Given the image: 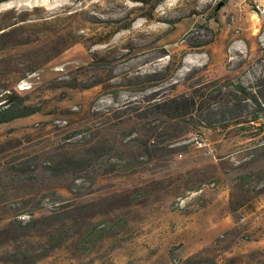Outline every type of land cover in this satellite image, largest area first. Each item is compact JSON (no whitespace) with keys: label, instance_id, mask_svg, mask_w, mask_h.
<instances>
[{"label":"rangeland","instance_id":"rangeland-1","mask_svg":"<svg viewBox=\"0 0 264 264\" xmlns=\"http://www.w3.org/2000/svg\"><path fill=\"white\" fill-rule=\"evenodd\" d=\"M255 1L161 0L152 11L139 0L0 3L11 5L0 10V24L11 23L0 37V47L6 45L0 48V92L27 93L46 112L0 125V141L27 134L18 156L40 161L60 152L69 157L79 155L83 139L76 132L85 129L90 132L86 142L105 154L98 162L114 159L117 150L122 158H139L136 167L99 165L95 183L76 196L63 189L65 180L43 173L33 183H16L7 171L10 153L0 157V264H12L8 255L18 249L40 254L45 236L56 230L71 236L69 244L28 264H180L176 260L204 247L206 254L216 255L214 264L264 261V191L253 198V210L229 209L243 189L251 193L253 186L264 187V131L258 123L248 115L217 127L202 126L195 118L145 117L151 94L191 95L197 88L208 102L220 103L243 85L264 98V14L256 15ZM202 23L207 30L199 27ZM96 38L102 42L92 43ZM25 40L30 42L18 44ZM90 50L108 58V65L92 62ZM156 71L164 74L153 83L127 82ZM57 77L77 87H64L62 80L55 87L51 81ZM95 81L100 83L81 88ZM47 190H56L50 203L58 202L61 211L91 204L54 226L18 229L14 208L33 210L34 199ZM241 217L239 230L250 239L229 238L210 249L215 237ZM92 228L93 237L105 236L86 251L73 245Z\"/></svg>","mask_w":264,"mask_h":264},{"label":"trees","instance_id":"trees-1","mask_svg":"<svg viewBox=\"0 0 264 264\" xmlns=\"http://www.w3.org/2000/svg\"><path fill=\"white\" fill-rule=\"evenodd\" d=\"M5 1L8 0H0V3ZM139 1L144 2L145 5L150 4L149 10L152 11L154 10L156 4L161 0H157L155 3H153L152 0ZM219 3L220 2H218L217 5ZM138 8L139 7L136 6L131 8V10L133 12ZM190 13L192 14L194 11ZM146 15L149 16V12ZM210 16L212 18L215 17L213 13ZM163 20L168 23H175L178 21V19ZM110 21L112 20H104V22ZM114 21L118 22L119 20ZM130 24L131 21L129 20L123 24L121 28H127ZM10 26L11 23L0 24V37L7 33ZM199 27L206 30L208 29L204 23L199 24ZM111 33L112 32L108 33L105 38H109ZM96 40H94L92 43L102 42V38H98V40ZM29 42L30 40H25L18 42V44H25ZM198 45L201 44L197 42L196 46ZM89 55L92 59V62H98L99 67L108 65V58L101 56L97 51L90 50ZM164 72H145L141 75H135L134 79L127 80V82L133 86L140 84L144 85L145 83H153L156 80L161 79ZM58 80H62L66 83L64 84V87H77L74 82H67L66 78L63 77L54 78L51 82L55 84V82ZM98 83L100 82H91L85 86H81V88L85 89L92 87ZM55 87H57L56 84ZM235 90L238 92L237 94L232 93L227 97L225 96L223 101L220 103L208 102L210 97H204V90L202 91L197 88L194 90V92H192L191 95L181 93L174 96L155 98L153 96L154 94H151V97H149L147 100L150 102H148L145 117L151 116L153 119L155 118L157 120L164 119L172 121H186L189 118H195L202 126L217 127L220 125H225V123L228 124L227 121L233 119L234 116L248 115L250 117L249 121L258 123L257 129L260 132L264 131V121L260 122V120L264 119V98L261 99L254 93H251V91L243 85L236 86ZM212 97H214V95ZM242 99H250L252 104L250 106H247V104H242ZM44 109V104L41 102L32 101L27 93H19L16 90L9 89H4L2 92H0V125L25 119L36 114H44L46 113L44 112ZM88 133L90 132L85 129H78L76 132V134H78L79 137L83 139L80 140L82 141V148L78 151L79 155L73 154L68 157L67 154L57 152L48 155L45 160L40 161L38 160L37 156H18L17 153L21 151L23 143L29 141L28 135L26 134L22 137H10L0 141V157L4 158L5 154L10 153V163H8L7 171L10 172L11 179H13L16 183H33L32 179L35 178L36 174L43 173L46 174L47 177L65 180L66 183L64 186H62L63 189L68 193L75 194L76 196L87 193L88 189H90L92 184L95 183V179L97 178L95 168L99 167V165L106 164L107 169L111 170L136 167L138 165L137 162L139 158L135 156L130 158H122L120 155H118V150L116 151L114 159L103 160L104 163L98 162V158L102 155L105 156V154L104 152L100 151V149H93L94 147H91L89 142H86V135ZM70 135L71 134H69L68 138ZM143 141L141 143H143ZM261 191H264V187L257 188L253 186V191L251 193L248 191L246 192L243 189L238 200L230 202V212L232 213L243 206H247L246 208L253 210L254 204H252V200L255 196L261 193ZM52 192L55 193L56 190H47L38 199H34L33 210H23L22 207L14 208V210L18 212L15 214L12 222L18 229L32 232L42 227L54 226L56 223L62 220H69V218L71 219V217L74 216V214H71V212H73L75 209H77L76 211L79 212L82 211L79 209L87 210L91 204V201L80 202V206H75L73 210L68 211L66 209L61 211L59 210L60 206L58 202L54 203L53 201L50 203L49 194L51 195ZM36 212H38V214H36ZM240 219H242V217L238 219L236 218L235 224L232 227L225 229L220 235L216 236L210 249L219 245L221 242L225 243L229 238L232 241L238 238L249 240L250 237L242 234V232L239 230L237 222ZM65 228L70 227L66 226ZM56 231L48 232V234L45 236L46 242L42 245L40 254L36 255L32 251L18 249L8 255V261H14L12 264H28L31 263L30 261L34 260L36 256L40 258L45 257L49 255L54 249L61 247L66 243L69 244L71 236L68 234L65 236L64 233L60 231L56 233ZM262 232L264 233V229H262ZM94 234L95 230L92 228L87 233L82 234L83 236L80 235L78 239L73 240L72 243L74 246L86 251L89 249L90 244H92L95 240L105 236L104 232L93 237ZM206 250L207 247H204L187 256L186 258L176 261H178L180 264H214L216 255H208L205 253ZM257 260L260 264H264V261H260L259 259ZM248 264L252 263L249 262Z\"/></svg>","mask_w":264,"mask_h":264},{"label":"built area","instance_id":"built-area-1","mask_svg":"<svg viewBox=\"0 0 264 264\" xmlns=\"http://www.w3.org/2000/svg\"><path fill=\"white\" fill-rule=\"evenodd\" d=\"M253 8L257 16L264 14V6L261 3L255 1L253 4Z\"/></svg>","mask_w":264,"mask_h":264},{"label":"clouds","instance_id":"clouds-1","mask_svg":"<svg viewBox=\"0 0 264 264\" xmlns=\"http://www.w3.org/2000/svg\"><path fill=\"white\" fill-rule=\"evenodd\" d=\"M11 5H0V10H2L4 7H10Z\"/></svg>","mask_w":264,"mask_h":264},{"label":"water","instance_id":"water-1","mask_svg":"<svg viewBox=\"0 0 264 264\" xmlns=\"http://www.w3.org/2000/svg\"><path fill=\"white\" fill-rule=\"evenodd\" d=\"M221 5H222V3L218 4V5H217V8H219Z\"/></svg>","mask_w":264,"mask_h":264},{"label":"crops","instance_id":"crops-1","mask_svg":"<svg viewBox=\"0 0 264 264\" xmlns=\"http://www.w3.org/2000/svg\"><path fill=\"white\" fill-rule=\"evenodd\" d=\"M257 1L264 2V0H257Z\"/></svg>","mask_w":264,"mask_h":264}]
</instances>
